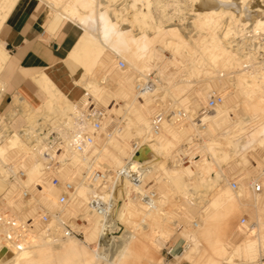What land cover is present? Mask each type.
<instances>
[{
	"label": "bare ground",
	"instance_id": "6f19581e",
	"mask_svg": "<svg viewBox=\"0 0 264 264\" xmlns=\"http://www.w3.org/2000/svg\"><path fill=\"white\" fill-rule=\"evenodd\" d=\"M20 1L0 0V31ZM34 1L46 6L49 19L61 16L84 30L68 60L70 65L81 67L76 83L83 85L95 100L101 102L104 98V102L114 103L126 96L125 82L117 85L115 78L110 77L103 83L98 78L96 67L109 63L108 52L125 59L126 68L119 69L124 81L131 71L136 73L137 82L152 69H157L158 79L155 91L147 96L137 94L133 88L131 104L123 108L125 125L113 118L115 126L119 125L100 135L86 154H80L69 150L66 144L77 128L76 119L81 112L78 108L85 96L74 103L48 75H37L35 79L47 97L40 105L24 111L26 125L16 130L0 115V215L9 213L27 220L38 209L52 214L59 210L60 190L49 184L44 172V139L53 132L63 139L60 143L64 145L51 146L50 154L62 152L65 157L71 156L73 165L80 169L95 163L97 167L117 170L132 156L133 142L138 141L140 153L134 160L148 166L144 186L158 182L163 189L158 191L154 185L157 196L146 201L128 181H114L116 207L112 219L118 226L122 222L125 230L109 237L103 233L101 218L89 209L95 189L83 176L76 175V198L67 215H80L77 228L83 230L85 240L65 237L53 220L50 228H33L22 250L9 251L3 243L6 229L0 224V264H159L165 260L159 252L164 245L161 239L169 235L188 241L189 251L177 257L175 264L183 260L188 264H264L259 259L264 248V192L254 194L247 185L264 160V0ZM9 57L0 38V96L7 88L1 73ZM194 79L204 89L202 96H214V88L226 82L235 89L203 118L204 129L193 121L201 98L188 93ZM139 97L141 101H136ZM149 100L166 110L183 109L194 126V136L202 142L178 149L176 144L184 138L173 126V117L166 120L155 138L149 139ZM107 103L96 110L103 112ZM131 137L134 140L128 150L121 141L128 142ZM196 150L203 156L210 155L212 160L193 161ZM20 152L25 153L21 168L26 175L16 177L14 184L9 177L17 165L9 159ZM181 155H190V159L180 160ZM166 158H171V166L166 165ZM184 161L189 164H182ZM224 162L247 172L248 178L238 190L229 182ZM215 165L218 170L212 177ZM17 186L20 190L28 188L31 198L15 205L5 197L16 192ZM187 203L200 211V222L178 232L176 223L183 215L179 207ZM241 215L249 216L253 223L250 233L254 234L241 240V244L232 242L236 245L233 246L229 238ZM155 230L161 233L159 239L154 238Z\"/></svg>",
	"mask_w": 264,
	"mask_h": 264
},
{
	"label": "built area",
	"instance_id": "2783aa9c",
	"mask_svg": "<svg viewBox=\"0 0 264 264\" xmlns=\"http://www.w3.org/2000/svg\"><path fill=\"white\" fill-rule=\"evenodd\" d=\"M126 66L124 60L119 59L117 61L118 68L125 69ZM155 86V77L149 73L146 78L138 80L135 83L134 90L141 96H147L155 91ZM86 94L85 90L83 97ZM223 101L224 98L222 95H214L208 98L205 106L198 108L193 121L200 129L206 127L203 118ZM78 110L81 112L77 115V128L72 133L66 145L71 151L86 154V152L92 149L96 139L104 134L105 115L102 111L96 110L94 102L89 100L80 106ZM186 116L187 113L181 108L166 110L160 105H155V110L152 114V132L150 133L149 139L155 138V136L161 132L168 118L175 117L177 121H181L184 120ZM58 138L59 136L53 132L49 135V138L44 139V172L48 176L49 184L53 188L60 190L57 201L59 210L52 214L38 209L35 216L27 220H20L9 213L0 215V224L6 229L3 236V243L9 251L21 250V246H24L25 243L28 242L33 228L36 226L50 228L53 220L60 226L65 237L79 238L84 236L83 230L77 228L78 224L81 222L80 215H67V209L71 207L76 198L78 184L75 179L77 178L76 175L78 177L83 176L85 182L95 189V193L88 202L89 209L101 218L104 228L103 233L109 237H112L117 231H120L121 228V225L118 226L112 219L113 211L116 207V201L113 195L114 181L117 179L128 181L130 187L138 192L146 201H152L157 196L156 189L153 186H144L148 166L134 160V156L140 153L141 144L138 141L133 142L132 156L126 160L124 166L117 170H112L108 167H97L95 163L88 168L80 169L78 165H73L71 156L65 157L62 155V152L54 156L50 154L49 148L51 146L56 147L58 144H60V146L64 145V142L60 143L63 139ZM187 157L186 155H181L180 160H186ZM69 169H71L70 173L63 177ZM25 175V171L19 165L16 170L12 171L10 179L15 181L16 177L25 178ZM247 185L254 194L259 195L264 192V161L262 162L258 174L248 181ZM232 186L235 190H238L240 188V182L235 180L232 182ZM19 197L24 200H29L31 198L29 189L23 188L20 191ZM194 222H197V220H194L193 224ZM240 226L244 230V234H251V221L246 216L240 219ZM116 227H118V229H116ZM187 242V239L180 237L173 246L168 247L166 253L167 258L176 260L177 257L181 256L186 251ZM259 259L264 260V248L261 250Z\"/></svg>",
	"mask_w": 264,
	"mask_h": 264
},
{
	"label": "crops",
	"instance_id": "0c3cea01",
	"mask_svg": "<svg viewBox=\"0 0 264 264\" xmlns=\"http://www.w3.org/2000/svg\"><path fill=\"white\" fill-rule=\"evenodd\" d=\"M57 17L49 19L46 6L40 1L21 0L4 22L0 37L10 55L3 69L5 71L10 65V78L4 76V81L8 86V83L13 82L11 79L16 78L18 87L22 89L15 92L14 99L5 113L17 109L25 120L23 113L27 109L22 112L20 107L37 106L46 99V93L35 79L41 73L48 75L60 91L74 103L78 102L75 101L78 98L80 101V96L84 94L83 90L80 94L74 87L75 84L79 85L76 82L81 73L80 66H72L68 60L84 30L71 21H62ZM72 67L79 72L75 83L72 82ZM26 79H30L40 89L43 97L32 94ZM83 89L85 90L84 87ZM5 91L0 96V106L4 105V99L1 98ZM20 92L30 95V102L25 101Z\"/></svg>",
	"mask_w": 264,
	"mask_h": 264
},
{
	"label": "rangeland",
	"instance_id": "374dc122",
	"mask_svg": "<svg viewBox=\"0 0 264 264\" xmlns=\"http://www.w3.org/2000/svg\"><path fill=\"white\" fill-rule=\"evenodd\" d=\"M58 17L62 21L64 20L61 16H58ZM175 22L178 23L179 22V19L178 18H175ZM108 54H109V57H110L109 63L106 64L104 67L103 66L102 67L98 66V67H96L97 70L95 69L96 71L99 70L97 72V74L99 75L98 78L100 77L99 79L104 83V82H106V79L109 78V80H111L110 77L111 78L114 77L115 78L114 80H115V82H116L117 85H122L123 84L122 82H125L127 84L126 85V89L127 90H126V96L124 97L125 99L124 98H122V99L120 98V99H118V101H115L116 103L115 102L113 103L111 101H108L109 103H107V101L105 100V102L107 103V107L106 108L104 107V111H103V113L105 115L104 116V120L106 121V122L104 121L105 122V126L104 127L106 128V129L104 128V130H105L104 131V134H105V132H110V130L112 131L114 128H116L120 124V122H121V126L125 125V123L127 122V121H125V120H127V118L124 120V115L123 114H124L125 110L123 108L126 107L127 105L131 104L130 99L133 98L134 95H135V93L133 91V88H134V83L136 82V80L134 79L136 77V73H134L132 71L130 73V77L127 78L126 81H124L125 79H123L121 77V73L122 72H121V70H119L120 68L117 67V61L119 60V58H117V56L115 54L111 53V52H108ZM63 58H65V57H63ZM120 59H122V60L125 61L124 58H120ZM111 63H112V65H111ZM80 69H81V67H80ZM9 71H10V65H8L5 68V71H3V73H1V77L3 79H5V77L9 79L10 78L8 76ZM81 71H82V69H81ZM149 73H151L154 77H156L155 80L158 79L157 78V73H158L157 69H152ZM12 74H13V71H12ZM78 75H79V72L75 68L72 67V82H75V80L77 79ZM100 75H102V76H100ZM104 76H105V78H104ZM116 78H117L118 81L116 80ZM11 80H13V82L8 83V86L6 88V91H5L4 95H3L4 98L3 97L1 98V99H4V105L1 104V106H0L1 107L0 113L2 115L1 120H3L10 127L12 126V128H15L16 130H19V129H21L22 127H24L26 125V122H25L24 118L21 116V114L18 112V110L16 109V111H10V112L5 113L6 112V109L11 105V103H12V101L14 99L15 92L17 90H21L22 91L21 87H18L17 79L16 78H12ZM26 80H27V83L29 85V90L32 92V94H35L36 96H38L40 98L43 97V94L40 91V89L36 85H34L30 79H26ZM165 84H167V83H165ZM193 84L194 85L192 87H190L188 93L191 94V95H197V94L198 95H201L200 96L201 98H199V103H200V106L199 107H203V106L206 105V103L208 101L207 98L210 97V96H206V95L202 96L204 94V89H203V87H202V85L200 83H196V80L195 79L193 80ZM74 87H76V89H78V91L80 92V94H81L82 90L85 91L83 89V87H84L83 85L81 86L80 84L79 85H76L75 84ZM214 90H215V95H222L223 96V98H224V101L223 102H225L230 97V95L233 94L234 91H235V89L233 87H231V85H229L228 82H226V83H224L222 85L216 86L214 88ZM86 93L87 94L85 95L84 100L82 102L85 103V101L87 102L88 100H90V101L94 102V106L96 107V109H98V107L100 106V104L101 105H104L105 104L104 98L101 100V102H99V101L95 100V98H93L92 96H90V94L88 93V90L87 89H86ZM87 95H88L89 98L86 97ZM21 96L25 99V101L30 102V100H31L30 95H28L26 93H21ZM81 98H83V95L80 96V100H81ZM77 100L79 101V98L76 99L75 101H77ZM164 100L166 102H169V99L168 98H165ZM136 101H141L140 100V97ZM141 104H143V102H141ZM156 104L157 103L154 102L153 100L152 101L149 100V106H150V113H148V118L149 119L152 116V114L154 113L155 105ZM153 107H154V110H153ZM20 109H22V112H23L24 109H29V107L27 105H22L20 107ZM109 116H110V118H109ZM113 118L115 119V122L116 121H119L118 122L119 124L117 126H115V122L113 121L114 120ZM120 119H122V120H120ZM107 122H109V123H107ZM171 122H172L173 126L175 127V129L184 138V141L179 142V143L176 144V147L178 149H186V148H189L193 144H197V143H201L202 142V139H200L199 136H197V135H195L196 137L194 136V134H195V133H193V132H195L194 131V126H193L192 122L189 119L185 118L184 120L177 121V119L175 117H173L171 119ZM115 136L118 137L117 134ZM115 136H114V139H115ZM133 140H134V138L131 137L130 139H128V142H127L126 139L122 140L121 142H124L125 145H126L125 147L126 148L128 147V150H129L130 145H131V143H132ZM19 154L12 155V157L9 159V161H11L12 164L15 163L14 165H17V167H19V165L20 166L22 165V163L24 162L23 161V158L25 157V153L20 152ZM202 154H203L202 152H200L199 150L198 151L196 150L194 152V155H193V159L192 160L193 161H199L202 158H207L209 161L212 160V158H211L210 155L203 156ZM249 155H250V153H249ZM189 159H190V155L188 156L187 160H189ZM171 161H172L171 158H166L165 159L166 165L171 166V164H172ZM263 161L264 160H262L261 163ZM182 164L188 165L189 162L184 161V162H182ZM105 165H108V164H105ZM229 165H230L229 163H226V162L223 163V170H225V173L227 174V177H228L229 182L232 184L233 181L238 180L240 182V186H241V184L244 183L243 180H245V179L248 178V175L246 174L247 172L244 169H242V168H235V167L229 166ZM215 170H218V166L217 165L214 166V171L211 173V176L212 177H215ZM9 180L12 181L11 179H9ZM12 182L15 184L14 181H12ZM153 186L158 191H160V190L163 189L161 187L160 183H158V182H153ZM16 188H17L16 192L14 191L13 194H11V195L9 194L8 197L7 196L5 197V198H7L6 199L7 202L8 201H11L15 205H16V203H18V202L21 201V198L19 197V194H20V191L21 190L18 188V186ZM117 188H118V186H117ZM15 193L17 195H15ZM250 196H252V195H250ZM183 205L184 206L180 205V207H179L180 209L178 208L180 210V212H182V214H183L182 217H180L179 222L176 223V224H178V227H177L178 232L182 231L185 227H187L188 229L192 228L191 225L193 226V221L194 220H197V221L200 222V219L199 218H201L200 211L198 209H195V206L193 204L187 203V204H183ZM185 216H186V218H185ZM243 216H246V215L239 216L237 218V220L235 221L236 226H235L234 232H232L233 233V236L231 234V236L229 238V240H230V242H231V244L233 246L238 245L236 243H239V242L243 243L244 241L242 242L241 240H246L250 235L252 236L254 234V233H251L249 235L248 234H244V230L240 226V219ZM246 217L249 219V216L248 215ZM186 224H187V226H186ZM252 224L253 223L251 222V226H252ZM119 225H121V229H120V231H117V233H115L114 236L121 235L123 233V231L125 230V225L122 222H120ZM175 225H174V227H175ZM159 232L157 230L153 231L154 238L159 239L161 237V233H159ZM79 239L85 240V237L84 236H81V237H79ZM178 239L179 238L175 239V237H173L172 235L162 237V239H161V241L163 242L164 245L161 247V249L159 250V252L165 258V260L167 261V264H175V263H177L175 261H177L178 259H176V260L169 259V258H167V254L166 253H167L168 247L173 246ZM232 242H234L236 245L234 243H232ZM241 243H239V244H241ZM188 251L189 250L187 249L184 254H186ZM181 264H188V263H186V261L183 260V261H181Z\"/></svg>",
	"mask_w": 264,
	"mask_h": 264
},
{
	"label": "snow or ice",
	"instance_id": "6c2138e0",
	"mask_svg": "<svg viewBox=\"0 0 264 264\" xmlns=\"http://www.w3.org/2000/svg\"><path fill=\"white\" fill-rule=\"evenodd\" d=\"M0 38H2V37H0ZM22 247H23V246H21V250H22ZM159 264H167V261H166V260H161V261L159 262Z\"/></svg>",
	"mask_w": 264,
	"mask_h": 264
}]
</instances>
